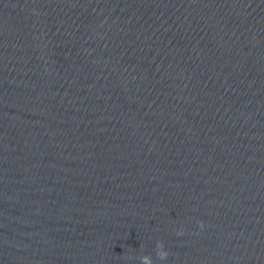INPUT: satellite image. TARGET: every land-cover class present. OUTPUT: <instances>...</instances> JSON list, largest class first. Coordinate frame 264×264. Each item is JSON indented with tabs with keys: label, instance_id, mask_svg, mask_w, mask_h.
<instances>
[{
	"label": "water",
	"instance_id": "95a60500",
	"mask_svg": "<svg viewBox=\"0 0 264 264\" xmlns=\"http://www.w3.org/2000/svg\"><path fill=\"white\" fill-rule=\"evenodd\" d=\"M144 256L264 264V0H0V264Z\"/></svg>",
	"mask_w": 264,
	"mask_h": 264
},
{
	"label": "clouds",
	"instance_id": "9594fccd",
	"mask_svg": "<svg viewBox=\"0 0 264 264\" xmlns=\"http://www.w3.org/2000/svg\"><path fill=\"white\" fill-rule=\"evenodd\" d=\"M178 234L182 235V233H178ZM158 247L161 249L163 248L162 245H158ZM158 255H159L161 260H165L167 258V252H165L163 250L159 251ZM142 264H152L151 258L148 256L142 257Z\"/></svg>",
	"mask_w": 264,
	"mask_h": 264
}]
</instances>
